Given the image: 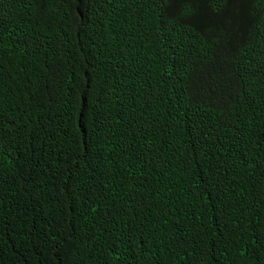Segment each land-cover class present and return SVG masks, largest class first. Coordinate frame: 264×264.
<instances>
[{
    "label": "trees",
    "instance_id": "1",
    "mask_svg": "<svg viewBox=\"0 0 264 264\" xmlns=\"http://www.w3.org/2000/svg\"><path fill=\"white\" fill-rule=\"evenodd\" d=\"M0 264H264V0H0Z\"/></svg>",
    "mask_w": 264,
    "mask_h": 264
}]
</instances>
